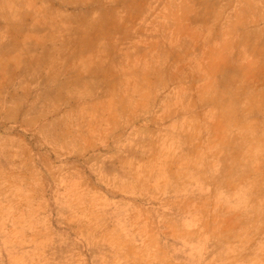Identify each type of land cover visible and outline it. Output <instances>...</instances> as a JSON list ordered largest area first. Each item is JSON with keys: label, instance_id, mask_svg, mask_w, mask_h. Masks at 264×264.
Listing matches in <instances>:
<instances>
[{"label": "rangeland", "instance_id": "obj_1", "mask_svg": "<svg viewBox=\"0 0 264 264\" xmlns=\"http://www.w3.org/2000/svg\"><path fill=\"white\" fill-rule=\"evenodd\" d=\"M0 264H264V0H0Z\"/></svg>", "mask_w": 264, "mask_h": 264}]
</instances>
